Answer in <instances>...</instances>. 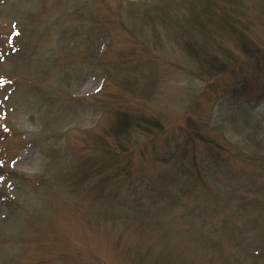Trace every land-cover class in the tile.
I'll use <instances>...</instances> for the list:
<instances>
[{
    "label": "rangeland",
    "instance_id": "1",
    "mask_svg": "<svg viewBox=\"0 0 264 264\" xmlns=\"http://www.w3.org/2000/svg\"><path fill=\"white\" fill-rule=\"evenodd\" d=\"M247 45L264 0H0V264H264V78L208 65Z\"/></svg>",
    "mask_w": 264,
    "mask_h": 264
},
{
    "label": "trees",
    "instance_id": "2",
    "mask_svg": "<svg viewBox=\"0 0 264 264\" xmlns=\"http://www.w3.org/2000/svg\"><path fill=\"white\" fill-rule=\"evenodd\" d=\"M246 53V58L250 61L252 68L250 69L249 76L239 77L242 73L237 72L236 70L238 66L237 60L232 58H228L226 60H221L219 58L214 59L210 62V73L213 77L223 76L224 74H231L233 76L232 80H235L237 84H235L231 91L229 92L231 95L241 93V92H250L253 89V80L264 78V50L258 47H252L247 45L243 47ZM242 66V65H241ZM239 80V81H238ZM256 88V87H255ZM264 88V86H262ZM263 95H256L253 99H260ZM257 123V122H256ZM250 140L251 142L255 140H264V137H259L263 134L260 123L252 124ZM166 125H164L157 118H148L146 115H131L126 111H118L115 118V125L112 128V132L116 134L118 138H126L132 137L136 133L140 136L142 135L141 130L145 131L147 135L156 137L160 132L166 131ZM152 137V138H153ZM198 137H201L198 135ZM186 141L188 143H192L196 141V136H192V133L186 134ZM126 139L124 141H126ZM204 141L205 139L201 137ZM215 140V139H214ZM215 156H217L213 152H208L203 155V161H210L211 164H218L217 160H215ZM198 157L193 155V161H197ZM195 162V163H196ZM182 165H184V160H182Z\"/></svg>",
    "mask_w": 264,
    "mask_h": 264
}]
</instances>
